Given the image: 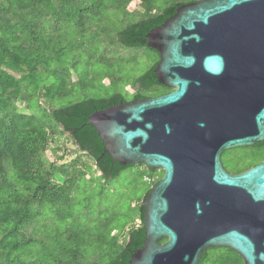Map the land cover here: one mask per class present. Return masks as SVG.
Listing matches in <instances>:
<instances>
[{"label":"water","instance_id":"water-1","mask_svg":"<svg viewBox=\"0 0 264 264\" xmlns=\"http://www.w3.org/2000/svg\"><path fill=\"white\" fill-rule=\"evenodd\" d=\"M146 38L171 91L87 116L114 161L163 171L129 264H199L214 247L264 264V160L239 173L221 160L264 142V0L183 3Z\"/></svg>","mask_w":264,"mask_h":264},{"label":"trees","instance_id":"trees-1","mask_svg":"<svg viewBox=\"0 0 264 264\" xmlns=\"http://www.w3.org/2000/svg\"><path fill=\"white\" fill-rule=\"evenodd\" d=\"M55 1L62 5L61 10L64 5L75 8L73 18L77 28H85L83 20L96 19L95 11H88L87 0H79L76 4L74 0H0V264H8L7 260L13 254L23 255L26 254L22 253L24 251L37 250V239L33 231L36 219L43 215L41 211L44 208H57L59 218L75 217L62 212L63 206L77 204L78 200L73 193L78 188L80 179H95L90 172L91 168H77V161L58 165L56 161L49 162L46 159L45 153L56 129L62 133L70 132L68 135L72 143L94 161L95 169L100 173L97 178L101 182L109 181L135 165H123L113 160L105 151V145L95 128L88 123L87 116L111 104L158 96L172 89L157 81L155 62L135 79L133 86L137 85L138 90L132 94L131 100L117 92L108 97H88L62 104V100L72 92L68 87L70 78L68 80L58 76L55 77L56 82L48 84L46 80L44 85L41 74L49 70L36 58V52L40 48L37 43L45 42L40 41L41 37L38 39L39 28L42 26L39 21L49 12L56 11ZM129 1L111 0L112 12L128 14L124 6ZM191 1L195 0H140L143 9L141 16L132 19L131 21H135H130L127 26L116 29L117 42L129 47L151 49L147 45V33L174 15L178 5ZM41 89L48 109L42 107L41 102L33 103L34 93ZM147 91L153 92L148 94ZM22 101L26 103V110L29 112L19 107L18 102ZM254 146L264 147V142ZM263 160L264 156L236 171H244ZM139 166L145 168L143 164ZM154 171L148 169V174L152 175ZM162 175L163 172L152 183L146 181L152 186ZM134 209L140 224L128 229V237L123 243L117 240L119 233L112 235L98 254L99 258L90 264H129L131 254L142 246L145 238L142 203L135 205ZM71 233L68 234L70 241L80 244ZM165 240L162 238L159 242ZM54 249L56 253L31 252L26 256L33 258L39 255L44 258L45 255L49 258V264H83L84 257L79 247L72 248L57 242ZM208 250L204 251L200 263L206 258ZM102 256L107 258L106 262H98Z\"/></svg>","mask_w":264,"mask_h":264},{"label":"rangeland","instance_id":"rangeland-1","mask_svg":"<svg viewBox=\"0 0 264 264\" xmlns=\"http://www.w3.org/2000/svg\"><path fill=\"white\" fill-rule=\"evenodd\" d=\"M74 1L75 4L79 2ZM87 1L88 11L93 9L96 19L83 20L82 23H86L85 28H77L74 24L75 8L64 5V9L61 10L62 5L58 1H55L56 11L49 12L39 21L42 26L39 28L38 39L41 37L40 41L45 42L37 43L40 48L36 52L38 55L36 58L49 70L41 74L43 84H46V80L48 84L56 82L58 76L68 80L70 78L68 87L72 92L62 100L61 103L64 105L88 97H108L117 92L123 93L131 100L132 94L138 90L137 85L133 86L135 79L159 59L158 53L148 47L125 46L118 43L115 38L116 29L127 26L132 19L141 16L143 9L140 0H130L124 6L128 14L112 12L111 0ZM88 11L86 13H89ZM15 75L19 76L18 73ZM151 92L153 91H147L148 94ZM42 93V89L34 93L33 103L41 102L42 107L48 109V103L45 102ZM18 105L29 112L26 110L25 102H18ZM56 148L59 149L55 151ZM263 156L264 147H235L224 151L221 160L225 168L232 172ZM45 157L49 162L56 161L58 165L77 161L76 167L83 169L85 167V170L91 168L90 172L95 179L89 181L80 179L78 188L73 193L79 203L71 207L63 206L62 212L73 214L75 217L59 218L57 208L49 206L41 211L43 215L36 219V228L33 231L37 239V250L31 252L56 253L54 248L57 242H60L64 246L79 247L84 257L83 264L84 262L90 264L98 259V254L112 235L119 233L117 240L123 243L128 237V229L140 224L134 208L143 202L147 189L151 187L146 180L153 181L163 172L156 169L150 175L146 167L145 169L143 166L135 165L123 170L114 179L101 182L97 178L100 173L95 169L94 161L78 150L67 133H62L58 129L53 135ZM87 176L90 174L87 173ZM58 182H61V179H58ZM70 232L80 244L70 241L68 237ZM26 254H13L7 263L49 264V258L47 259L45 255L44 258H40L39 255L29 258ZM106 260L107 258L102 256L98 262ZM200 264L244 262L237 253L227 247H214L209 248L206 258Z\"/></svg>","mask_w":264,"mask_h":264},{"label":"flooded vegetation","instance_id":"flooded-vegetation-1","mask_svg":"<svg viewBox=\"0 0 264 264\" xmlns=\"http://www.w3.org/2000/svg\"><path fill=\"white\" fill-rule=\"evenodd\" d=\"M227 169V168H226ZM228 170V169H227ZM228 172H230V171H228ZM240 171H232V172H230V173H239ZM242 172V171H241Z\"/></svg>","mask_w":264,"mask_h":264},{"label":"built area","instance_id":"built-area-1","mask_svg":"<svg viewBox=\"0 0 264 264\" xmlns=\"http://www.w3.org/2000/svg\"><path fill=\"white\" fill-rule=\"evenodd\" d=\"M148 181V180H147ZM150 181H152V180H149L148 182H150Z\"/></svg>","mask_w":264,"mask_h":264}]
</instances>
